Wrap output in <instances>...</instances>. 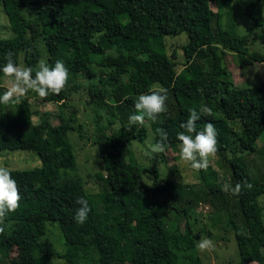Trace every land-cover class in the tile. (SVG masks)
Returning <instances> with one entry per match:
<instances>
[{
    "label": "trees",
    "instance_id": "1",
    "mask_svg": "<svg viewBox=\"0 0 264 264\" xmlns=\"http://www.w3.org/2000/svg\"><path fill=\"white\" fill-rule=\"evenodd\" d=\"M2 1L13 35L0 37V66L12 51L14 62L18 65L23 57L34 74L45 52L49 65L64 62L69 78L59 95L42 99L29 90L8 105L0 104V151L32 150L41 160L38 167L9 168L21 200L0 223V264H11L13 251L17 252L13 264H51L53 256L67 264H203L190 218L197 217L202 200L216 204L218 198L219 210H230L231 191L208 181L214 171L204 174L209 192L202 195L195 193L194 184L161 177L155 168L142 167L127 156L129 144L143 142L150 129L156 140L161 131H183L180 124L190 109L199 111L202 106L211 109V116H202L197 129L214 123L216 155L225 161L228 152L232 154L231 187L244 180L251 185H242L237 197L239 215L229 213L240 262L264 264L263 208L257 200L264 195V178L253 181L240 156L257 152L264 135V78L238 86L223 64L229 50L237 53L242 68L263 62L264 54L251 51L254 40L249 34L238 33L233 0ZM240 1L244 13L263 27L264 0ZM54 3L61 4L48 5ZM180 33L188 36L183 45L184 74L167 43V36ZM259 36L264 40V34ZM197 55L212 59L208 71L194 65ZM4 77L0 72V94L8 89ZM155 85L168 90L167 110L156 121L146 119L129 130L135 98ZM81 94L96 110L95 143L105 168V174L98 175L102 184L97 193L88 192L82 178L72 174L77 155L69 134L76 129L78 114L74 110L67 115L64 109ZM30 97L58 104L59 123L52 121L51 112L34 107ZM171 141L166 146L176 144ZM144 171L155 175L152 183L143 181ZM212 194L215 199L209 198ZM80 197L91 209L84 224L74 220ZM38 222H58L69 250L55 251L47 232L36 228ZM104 235L113 238L111 246Z\"/></svg>",
    "mask_w": 264,
    "mask_h": 264
},
{
    "label": "rangeland",
    "instance_id": "2",
    "mask_svg": "<svg viewBox=\"0 0 264 264\" xmlns=\"http://www.w3.org/2000/svg\"><path fill=\"white\" fill-rule=\"evenodd\" d=\"M61 3L48 4L53 6H59ZM232 6L236 14L238 33L241 35L249 34V37L253 38V42L250 43L251 51H258L264 54V40L259 35L264 34V26L257 27L252 19H250L244 13V7L240 0H233ZM212 8L217 10V7L212 3ZM25 11V10H24ZM13 35L12 30L9 27V21L6 14V10L3 1L0 0V37L9 38ZM188 36L186 33L173 34L167 36V43L169 48V53L172 55L174 52L177 54L175 58L177 62V69L179 72L183 73L186 71L187 66H184V55H183V45L187 43ZM223 64L227 66L233 75L234 82L238 86H243L250 84L259 79V77L264 78V61L256 62L247 68H242L238 63V55L234 51H227L223 54ZM43 59L46 60V53H43ZM47 61V60H46ZM212 63L211 58H203L199 55L196 56V61L194 65L197 68L208 71ZM20 66L26 67L23 57L18 64ZM193 66V65H192ZM13 78L5 76L4 82L7 87L12 84ZM158 87V85H155ZM251 98H254L253 96ZM30 102L34 107L42 111H49L52 113L51 119L54 123H59L58 113L59 105L56 103H46L39 99H34L30 97ZM245 102V101H244ZM76 110L78 114V121L76 123V129L69 134L71 141L74 143L75 153L77 155V168L72 174L79 175L85 183V187L88 192L97 193L100 191L101 184L99 180V173L105 174L104 164L99 157V148L95 143L96 134V122H95V106L88 104V99L86 95H78L70 101L69 107L64 109V113L69 115L72 111ZM34 121L38 122L39 117L34 116ZM237 126V121L234 122ZM82 128L79 130V125ZM151 126V125H150ZM182 130H175L171 133V130L167 132L168 139L175 141L174 146H166V152L159 154L155 158L151 156H146L145 152L147 149L146 141L149 143L156 142V133L150 129L148 137L140 142L138 140H133L128 146L127 156H133L135 160L142 167H153L160 172L161 177H171L173 179L182 180L187 184H194L193 189L195 193L206 194L209 190L206 187V182L204 179V174L208 171H214V174H208V181H214L218 183L222 188L225 184L231 186L232 183V169L230 168V162L228 160L232 158V154L229 151L227 156L223 161L220 156H212L209 158L210 164L207 170H195L191 168V162H186L180 158V148L179 141L177 140V133ZM159 137V136H158ZM170 141V140H169ZM171 141V142H172ZM259 149L255 153L245 152L239 153L243 156L244 160L247 161L252 175V180H260V177L264 178V135L258 141ZM130 152V153H129ZM225 156V155H224ZM41 165V160L39 155L32 150H4L0 151V166L8 167L11 169H29L38 167ZM72 171V170H70ZM155 175L144 171L143 181L146 183H152ZM235 188V187H232ZM211 191V189H210ZM221 192L215 191V195ZM223 194V193H222ZM240 194V193H239ZM238 195L232 194L230 192L229 199H233L230 202V210L225 209L219 210L220 199L216 198V204L212 201H204L197 206V217L195 214L190 218L191 229L194 236L198 239L201 236L210 238L213 241V247L208 251H199V254L203 258V264H241L240 254L238 249L237 240L234 234L232 224L230 223L233 216L231 214H237L239 212V203H237ZM224 197V196H223ZM209 198L215 199L212 194ZM258 202L263 208V219H264V195L257 198ZM238 204V207H237ZM228 206V204L224 205ZM239 215V214H237ZM47 224V225H46ZM38 222L35 224L36 228L41 231H46V236L50 239L54 246L55 251L58 253H66L69 250V246L66 242L65 236L60 229L58 222ZM184 225V224H182ZM32 227L35 229L34 224ZM25 225H20V230H25ZM105 244L111 246L113 244V238H109L104 235ZM16 251H13V258L11 260L15 261ZM62 260L64 264H67L65 259L57 257Z\"/></svg>",
    "mask_w": 264,
    "mask_h": 264
},
{
    "label": "clouds",
    "instance_id": "3",
    "mask_svg": "<svg viewBox=\"0 0 264 264\" xmlns=\"http://www.w3.org/2000/svg\"><path fill=\"white\" fill-rule=\"evenodd\" d=\"M14 53L9 51L6 54V63L0 66V72L5 76L12 77L10 87L0 94V104L8 105L14 98L24 96L29 90L35 92L40 98H46L49 94L59 95L65 88L69 78V71L62 60H56L54 65H49L46 60L41 59L33 74V68L17 65L13 60ZM168 90L163 87H152L148 93H142L134 100L135 114L128 118L129 130L133 125H144L145 120L156 121L158 116L167 110L166 101ZM202 116H211V109L202 106L199 111L192 108L186 121L180 124L183 131L177 133V140L180 148V158L183 161L191 162V168L195 170H207L210 164L209 158L218 152V132L213 122H206L202 129H197V121ZM166 132L159 133V139L154 143L147 144L146 156L155 158L166 152ZM243 186L251 187L244 180L237 182L235 188L225 184L223 191H231L238 195ZM21 195L16 180L13 178L8 167L0 166V223L4 221L9 213H14L20 206ZM79 205L76 208L74 220L78 224H84L91 211L88 201L80 197L76 200ZM2 231V229H0ZM213 247V241L201 236L197 242L199 251H208ZM51 264H64V262L53 256Z\"/></svg>",
    "mask_w": 264,
    "mask_h": 264
},
{
    "label": "crops",
    "instance_id": "4",
    "mask_svg": "<svg viewBox=\"0 0 264 264\" xmlns=\"http://www.w3.org/2000/svg\"><path fill=\"white\" fill-rule=\"evenodd\" d=\"M214 264V263H213ZM248 264H259L257 261H252V262H250V263H248Z\"/></svg>",
    "mask_w": 264,
    "mask_h": 264
}]
</instances>
